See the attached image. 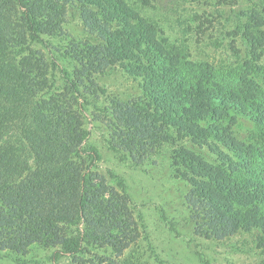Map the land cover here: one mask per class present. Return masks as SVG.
Segmentation results:
<instances>
[{
    "label": "trees",
    "instance_id": "trees-1",
    "mask_svg": "<svg viewBox=\"0 0 264 264\" xmlns=\"http://www.w3.org/2000/svg\"><path fill=\"white\" fill-rule=\"evenodd\" d=\"M78 1L97 8L86 18L91 36L98 37L72 42L71 57L80 61L82 74L121 64L130 76L143 78L147 90L149 103L113 109L114 137L140 153L184 138L217 140L231 154L222 162L210 163L184 146L171 157L206 201L198 215L205 227L197 223L196 233L220 239L253 230L264 235V86L248 70L261 60L264 18L253 12L254 26L245 32L253 62L226 79L210 65L189 61L126 0ZM65 14L61 0H0V253L23 255L37 245L53 248L55 261L70 256L77 264H142L144 255L128 251L145 233L142 220L124 186L111 187L95 173L100 156L86 146L87 95L77 79L54 90L53 64L31 50ZM238 116L251 117L260 128L249 143L233 134ZM257 240L264 245V236Z\"/></svg>",
    "mask_w": 264,
    "mask_h": 264
},
{
    "label": "rangeland",
    "instance_id": "rangeland-1",
    "mask_svg": "<svg viewBox=\"0 0 264 264\" xmlns=\"http://www.w3.org/2000/svg\"><path fill=\"white\" fill-rule=\"evenodd\" d=\"M126 1L154 23L173 45L181 48L189 61L210 65L219 78L236 77L245 72V62H253L251 43L245 39V32L248 26H254L250 22L253 12L264 18V0ZM61 3L66 6V14L58 27L51 35L32 43L31 50L53 64L50 79L54 90L67 88V78L77 79L80 90L87 95L82 116L89 134L86 146L96 149L100 156L95 173L106 178L111 187L119 183L124 186L144 226L143 237L129 253L144 255L142 264L146 260L149 264H264V245L257 240L264 235L258 230L226 239L206 238L196 233V224H204L198 215L203 216L201 206L206 201L194 193L191 174L185 169L178 173L171 160L178 146L195 151L210 163L222 162L227 159L224 156L231 154L213 139L193 143L184 138L177 144L165 143L146 153L124 146L120 138L114 137L117 127L113 109L121 103H149L144 80L130 76L121 64L90 77L87 72L82 74L80 61L71 57L72 42L98 37L96 33L91 36L94 29L86 18L89 11L97 12V8L78 0H61ZM261 28L264 30V26ZM259 53L261 60L248 70L264 86V47ZM94 89L96 93L91 94ZM259 129L251 117L238 116L233 134L249 143L247 137ZM54 252L53 248L37 245L23 255L2 252L0 264H77L70 256L55 261ZM110 254L112 259L117 257ZM125 255L126 251L119 257V263Z\"/></svg>",
    "mask_w": 264,
    "mask_h": 264
}]
</instances>
